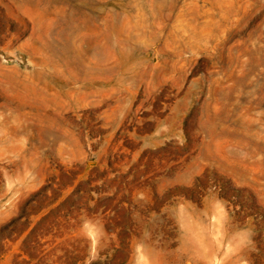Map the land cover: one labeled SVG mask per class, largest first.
Here are the masks:
<instances>
[{"label":"rangeland","instance_id":"rangeland-1","mask_svg":"<svg viewBox=\"0 0 264 264\" xmlns=\"http://www.w3.org/2000/svg\"><path fill=\"white\" fill-rule=\"evenodd\" d=\"M0 264H264V0H0Z\"/></svg>","mask_w":264,"mask_h":264}]
</instances>
